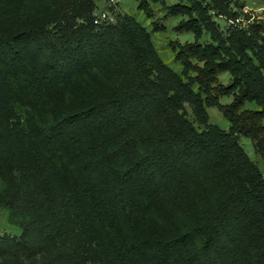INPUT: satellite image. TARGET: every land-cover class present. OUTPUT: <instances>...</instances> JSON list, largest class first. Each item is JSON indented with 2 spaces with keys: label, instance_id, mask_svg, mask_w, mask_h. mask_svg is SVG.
<instances>
[{
  "label": "trees",
  "instance_id": "trees-1",
  "mask_svg": "<svg viewBox=\"0 0 264 264\" xmlns=\"http://www.w3.org/2000/svg\"><path fill=\"white\" fill-rule=\"evenodd\" d=\"M24 1L20 16L0 0V92L19 93L33 112L26 128L0 133V169L20 166L4 205L28 220L20 236L0 237V256L10 264H264V176L239 139L264 158V24L239 28L232 0L167 7L188 17L176 31L195 36L175 51L180 75L130 16L97 25L94 0ZM149 1L166 0L141 1L151 18ZM210 12L233 21L227 35ZM204 32L213 43L200 42ZM223 73L229 85L219 83ZM247 103L260 110L242 111ZM207 107L221 111L228 131L209 124Z\"/></svg>",
  "mask_w": 264,
  "mask_h": 264
},
{
  "label": "rangeland",
  "instance_id": "rangeland-1",
  "mask_svg": "<svg viewBox=\"0 0 264 264\" xmlns=\"http://www.w3.org/2000/svg\"><path fill=\"white\" fill-rule=\"evenodd\" d=\"M39 1V0H36ZM41 1V0H40ZM44 5L52 4V0H44ZM142 0H121L117 3L115 10L116 21L114 23H108L116 25L123 20L124 17L130 16L134 18L141 26L151 35V42L158 57L167 64L175 73L182 74L184 66L175 60L176 50L179 45H185L187 43H193L195 36L192 33H179L176 31V27L181 21L188 20L187 16L173 17L169 15L167 7L176 5L178 3H189L188 0H166L165 4L149 1V6L153 11V16L148 18L145 11L139 9V5ZM205 3H210V0H199ZM8 8L7 10L15 15L25 16L28 14L26 9V3L24 0H5ZM233 4L231 9L238 14V20L235 22L239 28L247 29L252 23L264 24V2L263 0H232ZM96 12L102 9H110L111 0H94ZM243 5L241 8L240 6ZM18 11V12H17ZM17 12V13H16ZM213 21L219 26L221 31L227 35L229 28L233 25V21L227 19L226 16H220L210 12ZM102 25H106L105 23ZM201 43H213L211 35L204 32ZM76 58V57H75ZM78 58H76L77 60ZM74 61L75 59L72 58ZM73 63V64H74ZM39 59L32 61V66L40 67ZM73 67V66H72ZM88 66L80 65L78 69L88 72ZM106 71L109 74L114 72V68L106 65ZM191 75L195 74L191 72ZM219 83L223 85H229L232 82V76L230 73H223L219 75ZM86 88V87H85ZM88 91L89 97L96 90L91 85H88L85 89ZM195 91H198V87H195ZM232 97L222 96L219 98V102L223 105H229L232 103ZM185 110L187 118L192 122L195 128L199 131L205 129V127L199 123L196 118L193 107L190 104H185ZM209 116V124L218 126L224 131H228L231 127V123L225 119L221 111L216 107L206 108ZM260 108L254 103H247L242 108V111H259ZM33 110L29 105V102L23 100L22 96L17 92L8 91V93L0 92V133H9V130L26 128ZM240 144L244 148L249 158L258 165L264 176V158L257 154L252 141L244 136H240ZM21 174L20 166H6L2 171L0 169V237H13L20 236L23 232V224L28 220V216L24 213H13L7 206L4 205L5 198L9 195L12 187L18 182ZM0 264H10L9 258L0 256ZM30 264H38L37 260H33Z\"/></svg>",
  "mask_w": 264,
  "mask_h": 264
},
{
  "label": "built area",
  "instance_id": "built-area-1",
  "mask_svg": "<svg viewBox=\"0 0 264 264\" xmlns=\"http://www.w3.org/2000/svg\"><path fill=\"white\" fill-rule=\"evenodd\" d=\"M121 0H111L110 9H102L99 12H96L95 16V24L102 25L108 23H114L116 21L115 10L113 7H116L117 3Z\"/></svg>",
  "mask_w": 264,
  "mask_h": 264
}]
</instances>
